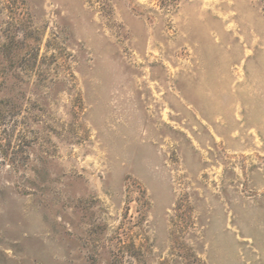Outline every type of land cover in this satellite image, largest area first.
I'll use <instances>...</instances> for the list:
<instances>
[{
	"label": "rangeland",
	"instance_id": "obj_1",
	"mask_svg": "<svg viewBox=\"0 0 264 264\" xmlns=\"http://www.w3.org/2000/svg\"><path fill=\"white\" fill-rule=\"evenodd\" d=\"M0 264H264V0H0Z\"/></svg>",
	"mask_w": 264,
	"mask_h": 264
}]
</instances>
